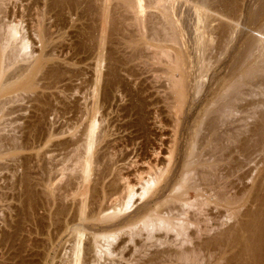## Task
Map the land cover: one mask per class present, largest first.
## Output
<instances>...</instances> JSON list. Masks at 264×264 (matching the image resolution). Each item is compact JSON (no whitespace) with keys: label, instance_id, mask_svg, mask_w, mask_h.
<instances>
[{"label":"rangeland","instance_id":"1","mask_svg":"<svg viewBox=\"0 0 264 264\" xmlns=\"http://www.w3.org/2000/svg\"><path fill=\"white\" fill-rule=\"evenodd\" d=\"M4 1L8 10L25 15L35 57L42 54V43L31 30L38 10L48 11L44 24L54 30L56 41L33 87L0 97L5 99L0 100V264H73L76 223L71 218L81 191L88 188L91 196L100 192L95 200L104 208L114 204L113 191L129 182L141 192L139 173L146 176L167 161L166 146L159 148L175 135L178 161L185 156L196 162L193 181L201 172L211 182L217 179L218 186H201L208 190L204 194L216 188L223 194L221 254L215 264H264V0H153V5L145 0L146 9L139 14L131 0ZM104 7L107 19L102 22ZM102 23L108 36L104 34L105 56L98 68ZM217 105L228 107L222 109L227 113L222 115ZM211 107L219 109L220 117L229 113L220 118L226 120H216L219 126L207 111ZM94 110L102 138L93 154L103 164L97 160L85 181L78 166L87 156L86 131ZM209 116L219 132L212 134L216 130L209 126ZM205 126L212 127L210 133ZM107 160L113 175H98V182V170ZM178 170L170 171L173 185L162 195L137 196L129 213L86 223L82 264H182L174 232L154 231L151 238L142 223L135 226L150 206L176 196ZM104 183L106 193L112 191L109 197L103 195ZM94 186L102 189L95 192ZM229 198L232 206L226 204ZM115 232L113 254L95 255L94 236ZM206 252L199 258L210 255ZM203 258L196 263L211 264L214 257Z\"/></svg>","mask_w":264,"mask_h":264},{"label":"bare ground","instance_id":"2","mask_svg":"<svg viewBox=\"0 0 264 264\" xmlns=\"http://www.w3.org/2000/svg\"><path fill=\"white\" fill-rule=\"evenodd\" d=\"M144 1L145 0H131L132 6L136 7L134 10H136L137 14H139L138 12L143 13L144 9H146ZM3 3H5V1L3 2V0H0V97L3 96L4 94L12 93V92H14V90H16L18 88H21V89L27 91L28 89L33 87V85L35 84V81H36L35 79H37L36 76L39 74V71H40L41 67H43V65L46 63L45 61H46L47 57L50 56V54H51L50 51H52V47L55 45V41H56V37H54V34H55L54 30H51V26L50 25H49L50 27L49 26L47 27V25L45 26V24H44L45 15L47 16L49 14L48 11L38 10L37 14H36V17L34 19L35 20L34 21L35 24L33 23L34 26H32L33 24L31 25L32 28L29 26L31 28L32 32H33V36H36L40 40V42L42 43V54L39 57H35V54H34L35 51H33L31 49L32 48L31 34L29 32H27L28 29L26 30V27H24V25H23L24 22H25V20H24L25 15L24 14L19 15L16 12H11L10 10H8V8H6L4 6ZM145 3H146V1H145ZM153 4H154V1H153L152 5ZM104 9L106 10V7H104ZM105 13H106L105 15L103 14L104 18H103L102 22H105L104 19L105 20L107 19L106 18L107 17V10L105 11ZM102 24H103L102 25V30H100V31H102L101 32L102 34H101V37L99 36V38H100V41H99V53H98V58H97L98 59L97 60V67L98 68L101 66L100 63H102V61L104 59L103 56H105L104 55L105 40H106V37L108 36L107 34H105L107 26L105 25V23H102ZM52 26H54V24H52ZM104 34L107 35V36H105ZM53 49H54V47H53ZM25 62H27V63L26 64H22V63H25ZM98 68H97V71L101 73L102 69H98ZM97 75H99L98 77L100 78V74L98 73ZM179 78L180 77H178V79ZM101 79H102V75H101ZM98 81L100 82L99 79H98ZM176 82H178V80L177 81L175 80V83ZM175 86H177V84ZM19 91H22V90H19ZM218 91H219V87L216 90H214L213 94L215 95ZM16 93H18V92H16ZM178 94H179V91H178ZM230 94H232V93H230ZM180 95H181V93L179 94V96ZM181 96H180V98H182ZM220 98L214 99V103L219 104V99ZM223 98L224 97H222L221 99H223ZM231 98H232V96H231ZM1 99L3 100L4 98H1ZM177 99H179V98H177ZM231 100H230L229 103L234 102V101L231 102ZM222 101L228 102L226 99H223L220 102H222ZM234 104L235 103H233V106H234ZM179 105H181V104H179ZM217 106H214V107L216 108ZM219 106L218 107L221 108L220 110H221L222 115L226 114L227 113L226 109L228 107L223 108L225 105H219ZM210 109H208L207 111H210L209 113H211V115L214 114L213 116L216 119H214L212 116H209L211 119H209V118L207 119L206 118L209 122L213 118L214 119L213 121L216 122V120H217V122L220 123L219 121L226 120V119H220V118H225L229 114L228 113L226 116L220 117L221 116L220 112L218 113L219 109H213L212 108V112H211ZM222 109L226 110L225 113H224V111H222ZM95 110H96V108H95ZM95 110H94V112H95ZM87 111H89V110H87ZM96 112L94 113V117H96V118L93 117V119L90 120L91 122L88 120L89 121V125L87 124L89 126L88 130L86 129L87 130L86 131V133H87L86 135L87 136L85 135L87 137V142H86L87 151L84 152L85 154L87 152V156L84 155V153H83V155H84L83 158L86 156V158H84L85 161H84L83 164L81 162L79 163V161H78L79 165H83V166H78V167H81L80 171L83 170L82 171L83 175L80 173L81 174L80 178L83 177L85 181L88 180L89 174H90V172L92 170V165L97 160H98L97 164H99V163L103 164V160H101L102 157L101 156H97V159H96L95 158V156H96L95 155V151H94V154H93V150H95L94 147L97 145L99 140L102 138L101 136H99V134L101 133V132H99V129H98V126H99V123H98L99 121L98 120L99 119L97 118V116L99 114L96 116L95 115ZM179 113H178V115L180 116ZM209 113H208V115H209ZM180 119L181 118L179 117L176 122H179ZM229 119L230 118L228 117V120ZM207 120H206V122H204V125L205 124L209 125V123H207ZM213 121L210 122L211 125H209V126L214 125V124H212ZM232 121H233V119H232ZM227 122L228 121H226L225 123H227ZM216 123H215V125H216ZM218 123H217V125H218ZM225 123H222V124L225 125ZM228 123H227V126H228ZM223 125H221V126H223ZM229 125H230V123H229ZM225 127H226V125H225ZM229 127L230 126H228L227 128L230 130ZM206 128H207V132L210 133L211 130L208 131L209 127H206ZM211 128H209V129H211ZM218 129L215 126V130L216 131L213 130L212 134L217 132ZM222 129H223V127H222ZM226 129H224V131L222 130V132H227ZM100 131L103 132V130H100ZM205 131H206V129H204V133H203L204 137H205V134H206ZM200 137H201V135H200ZM204 137L202 135V138H204ZM176 139L177 138H176V135H175L174 139L171 140V142L169 141L171 144L169 142L167 143V141H165V142L162 143L161 148H159L161 150L163 146H166V149H167L166 157L167 158H165V157L164 158L167 161H165L162 165H159L158 167L156 166V168L155 167L151 168L150 171L147 172L146 176L145 175L143 176V175H141V173H139V180H140L139 183L141 185L142 191L138 192L136 190V188H135V185L130 183V182L127 184V186H124L125 189L121 188V190L124 189L123 191L120 190L121 192L118 191V189L117 190L115 189V192L113 191V193L111 195V196H113V198L111 197V199H115L114 200L115 202H114V204H111V206L109 208L108 207L104 208V206L101 205L103 203H99L100 206L96 203L95 199H97V196H98V194L100 192L96 193L97 195H94V196L92 195L91 196V195H89L88 188L86 187L87 189H84L86 185L91 183L90 181H88V184H86V182L85 183L82 182V184H85V186H83V187L80 186V190L84 189V192H82L83 190L81 191V193L79 195L80 198L78 200L77 211L74 212V216L71 218L72 220L70 219L74 223L68 222V224L69 223H71V224H75L76 223V225L73 226L74 232H75V233L73 232V234H75V236H74L75 237V240H74L75 242H74V245H73L74 246L73 247V264H82V261H83L82 259L84 257L83 255H84L85 246H86V244H84L85 243L84 239H85V236H86L84 228L86 227V223L98 222V221L99 222L108 221L109 219H111V221H112L113 219L119 218L120 216L129 213L131 211V209L135 206V203H136L135 199H136L137 196H140L141 199H144L149 194L153 193V195H154V194H156V192H158V195H162L165 190L170 189V187L173 185V183L170 181L171 177H170L169 174H170L171 170H173V173H174L175 169H179V170L181 169L180 170V174L182 173V175H180L181 176L180 182L176 183V187H174V189H173L175 191V195L176 196H173V195H172V197L169 196L170 199L167 198L168 200L165 201V203H162V201H161L160 202L161 204H156L155 207H151L150 206V210H149L150 213L148 212L149 214L146 217L142 218L137 224L135 223V226L138 225L139 223H142L143 226L149 231V233H150L149 237H151V238L154 237V236H152L154 231H161V230L163 231L164 230L167 234L171 233V232H174L175 236L180 241V243L178 245V246H180L179 249H182L180 253L176 252L179 255V257L177 258L178 259V263H180L179 261H183V263L185 262L187 264L188 261H192L193 264H197L196 263L197 260H198V262H200L203 257L206 258V257H209V256H210V258L214 257L212 259L213 261L211 262V264L217 263V261L219 259V256L221 254V252H220L221 251V246H220V244H221L220 242L221 241H220V239H222V238H220V236H221V234H223V231H221L222 229L220 228V225H219V222H220L219 221L220 220L219 217H220V214H222V211H221L222 208H220V206L222 205L221 201H223V199H222L223 198V194L221 193L222 194L221 195L216 190L217 189L216 188L215 189V193H211L209 196L206 195V194H208V190H205L204 188L201 189L202 188L201 186H203V185L204 186H214V185L217 186V183H215V182H217V181H215L217 179H213L214 182H211L212 179H206L207 177L205 175H203V174L200 175L201 172L198 175L195 174V175H197L200 178H197V179H195L193 181L194 178H192V176H190V174H192L191 172L194 171L193 166L196 164V162L194 163L195 160L193 162H190L191 160L189 159V157H188L189 160H187L185 156H181L179 158L180 161H178L177 158L179 156L177 158L175 156V151H176V148H177L176 147V143H177ZM215 140L217 141V139H214V142H215ZM102 141L103 140H101V142ZM219 141H220V139H219ZM219 141H217V142H219ZM161 142H162V140H161ZM212 148H213V146H212ZM212 148H211V150L215 149V148H213V149ZM157 150L158 149L156 148V151ZM215 150H217V149H215ZM158 151L156 152V154H158V153L161 154ZM205 151H203V152H205ZM213 151H210V152L212 153ZM206 152H208V151H206ZM190 154L193 155V152H190ZM98 157H101V158H98ZM93 158H95L96 160L94 161ZM103 158H105V157H103ZM81 161L83 162V160H81ZM100 164H99V166H100ZM110 164H111V162H108V160H107L104 163V165H103L104 167L102 166V168L100 167L101 169L99 168V170H98L99 172L97 173V176L100 175V177L102 179H105L106 176L110 175V172L112 174V170H114V169H111L113 165L112 164L110 165ZM113 164H115V162ZM82 167H83V169H82ZM200 171H202V170H200ZM198 172L199 171H197V173ZM176 173H177V171H176ZM203 173L205 174V173H207V171L203 172ZM211 173H213V172H211ZM211 173H209V174H211ZM93 175H95V174H93ZM173 175H172V177H174ZM214 175H216V173H214ZM202 176H203V178H202ZM100 177L98 176V179H100ZM212 177L214 178V176H212ZM98 179H97V181H98ZM190 179H191V181H190ZM104 181L105 180H103V182ZM199 181H200V183H199ZM98 182H101V179ZM173 182H174V180H173ZM191 182L194 183L193 185H195V184L196 185L195 186H191V184H192ZM97 184L99 185V183L96 182V186H97ZM100 184H101V186L103 185V183H100ZM105 184L106 183H104V185ZM111 185H113V182L110 184V186ZM161 185H163V186L161 188H159ZM225 185H227V184H225ZM88 187H89V185H88ZM90 187H91V185H90ZM97 187H99V186H97ZM103 187H104L103 188V193H104L103 195L105 196V194L106 195L108 194V197H109V194L112 191L110 193H108V190H107V193H106V191H105L106 185L103 186ZM224 187H226V186H224ZM92 188H91V191H93ZM100 188H97V189H100ZM97 189H96V187L94 188L95 192H97L96 191ZM112 190H114V189H112ZM205 191H206V194H204ZM212 191H213V189H212ZM115 195H118V196L116 198H114ZM192 195L195 196L194 197L195 199L193 198L194 200H192ZM100 197L102 198V196H100ZM151 201L154 202L155 200L152 199ZM175 201H177L178 203H181V205L180 206L177 205V202H175ZM111 202H113V201H111ZM170 203H172V204H170ZM173 203H176V204H173ZM167 204H169V205L166 207ZM226 204L232 206L234 204V202L232 200H230V198H229V200H227ZM228 210H231V209H228ZM175 211H177V213H175ZM235 211H237V210H235ZM229 213H230V211H229ZM231 218H232V216H231ZM84 223H85V225H84ZM111 224H112V222H111ZM220 224H222V222ZM192 227H194V228L196 227V229L194 230V229H192ZM259 232H260V230H259ZM118 235L119 234L116 233V232L114 234L113 233L112 234L109 233V234L95 235L93 240H92L93 241L92 245H94L93 246L94 249H95L94 251L96 252L95 255H97V256L99 255L100 257H103V254H106V252H108L107 254H113L112 251H111V245H112L111 241H115L117 239ZM258 237H260V236H258ZM194 238H197L200 241H198V240H197V242L195 241L193 247L189 246L191 243H193L192 240H194ZM102 240L106 242V243L104 242L106 245L101 242ZM186 243L187 244L189 243V244L187 245ZM202 250L205 251V253H207V254H208V252H206V250L209 251L210 255L209 256L203 255V257L201 255L202 258L200 257L201 260L199 261L200 252H202ZM217 257H218V259H216ZM205 258H203V259H205ZM215 259H216V261H214ZM172 260L174 261V259H172ZM209 260H211V259H209ZM190 264H191V262H190Z\"/></svg>","mask_w":264,"mask_h":264}]
</instances>
